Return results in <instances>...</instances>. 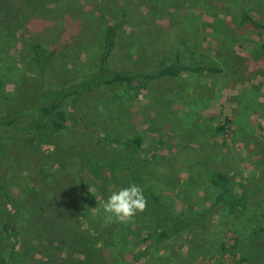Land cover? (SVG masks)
Here are the masks:
<instances>
[{
	"label": "rangeland",
	"instance_id": "obj_1",
	"mask_svg": "<svg viewBox=\"0 0 264 264\" xmlns=\"http://www.w3.org/2000/svg\"><path fill=\"white\" fill-rule=\"evenodd\" d=\"M240 11L264 24V0L33 1L32 12L50 22L38 35L46 45L58 47L54 74L46 71L39 81L48 90L58 91L89 77L95 71L103 28L124 19L119 31L127 35V46L136 49L140 39L152 38L160 42L157 50L166 63L177 52L183 63L219 68L220 73L158 80L148 98L125 101L115 87L93 88L62 102L66 129L55 135L61 146L77 148L85 147L87 136L101 137V128L118 141L138 137L140 160L163 165L157 166L159 177L153 178L160 180L154 186L160 202L181 218L205 211L204 232L193 226L157 243L151 239L144 247L142 240L151 224L139 218L105 225L103 212L93 213L100 203L89 187L91 175L76 164L55 180L28 185V195L17 199L25 209L21 224L32 229L22 237L25 264H125L138 250L135 264H236L238 256L246 259L245 264H264V50L260 48L264 34L241 24ZM195 15L194 25L185 19ZM124 50L118 47L120 56ZM131 60L136 70L147 67L142 56ZM115 61L113 68L125 64ZM33 79L28 71L22 85ZM16 92L7 89L9 103ZM154 95L172 98L164 108L160 97L157 115L151 107ZM223 120L229 123L226 131L215 134ZM106 143L101 144L109 148ZM24 160L14 159L7 169L6 181L15 187L17 197L23 188L15 174L25 167ZM210 171L226 177L229 191L243 188L245 201L238 218L215 203L219 189L209 183ZM29 197H33L31 213L25 205ZM47 198L51 216L64 218L69 226L61 235L57 221L40 208ZM100 228L104 229L99 239L92 238Z\"/></svg>",
	"mask_w": 264,
	"mask_h": 264
},
{
	"label": "trees",
	"instance_id": "obj_2",
	"mask_svg": "<svg viewBox=\"0 0 264 264\" xmlns=\"http://www.w3.org/2000/svg\"><path fill=\"white\" fill-rule=\"evenodd\" d=\"M33 1L0 0V264H25L22 237L32 229L21 224L25 209L22 202L17 199L22 201L24 196L28 195L26 187L31 184H42L47 179L55 180L59 173L69 171L70 167L75 168L76 164L91 175L89 187L96 193L99 203L106 200L112 192L130 184L142 187L147 200L146 210L137 213L133 220L140 218L151 224L142 240L144 247L151 244V239L157 243L193 226L203 229L204 232L207 228L205 211L181 218L179 213L160 202L154 188L158 186L160 180L153 178L159 177L157 173L160 170L157 166L163 165L140 160L136 153L141 145L138 137L118 141L115 134L101 128V137L94 134L89 139L87 136L85 147L77 148L61 146L55 135L66 129V113L60 109L62 102L93 88L115 87L123 101L141 96L148 98L150 88L158 80H176L197 75L215 76L220 73V69L183 63L177 52L173 53L166 63L157 50L160 42L152 38L140 39L142 44L135 47L136 49L127 46V35L119 31L120 26L126 21L124 19L118 23H108L103 28L99 36L95 71L89 77L77 83H69L65 87L61 86L58 91L48 90L39 81L46 71L54 74L52 63L58 47L57 44L46 45V39L38 35L39 30L48 26L50 22L40 20L41 18L32 12ZM239 17L240 23L246 28L264 34V24L257 23L242 11L239 12ZM185 19L193 20L194 25L197 15ZM118 47L125 49L123 56L119 55ZM260 48L264 50V41ZM131 56L135 58L142 56L144 60L147 59V67L136 70ZM151 56L155 57L154 62L150 60ZM121 59L125 64L121 63V66L115 64L113 68L112 62ZM28 71L33 73L35 79L27 85H22L24 75ZM7 89L17 91L12 99L13 103H9L7 99ZM155 95L151 96V107L152 112L157 115L156 106H159L160 97L163 95L158 98ZM178 97L179 94L175 93V98ZM161 99L166 105L164 108H168L172 98L170 100L164 96ZM228 124L227 120H223L215 127V134L224 133ZM104 141L109 148L102 146L101 143ZM18 157L25 158V167L20 173L15 174L23 188L19 197L14 194L15 187L6 181L7 169H11L10 164ZM207 177L209 183L219 189L215 203H220L228 215L238 218L244 207L243 188L239 186L229 191L226 177L214 171H210ZM78 178H81L80 173ZM15 182L17 181H11ZM52 183L49 181L48 185L51 186ZM32 198L29 197L28 203L25 204L30 213L33 209ZM50 198H47L40 208H43L44 216L57 221L58 235H61L69 226L64 222V218L51 216ZM75 213L80 214V210ZM77 218L79 219V216ZM89 219L92 220L90 216ZM87 224L90 222L87 221ZM101 229L104 228L94 230L92 238L96 237L98 240L99 235L103 233ZM138 251L129 254L130 261L125 264H135ZM235 261L236 264H245L246 259L238 256Z\"/></svg>",
	"mask_w": 264,
	"mask_h": 264
},
{
	"label": "clouds",
	"instance_id": "obj_3",
	"mask_svg": "<svg viewBox=\"0 0 264 264\" xmlns=\"http://www.w3.org/2000/svg\"><path fill=\"white\" fill-rule=\"evenodd\" d=\"M146 206L147 200L142 187L133 183L112 192L106 200L100 201L99 206L93 208V213L99 214L102 211L105 225L128 224L137 213L144 212Z\"/></svg>",
	"mask_w": 264,
	"mask_h": 264
}]
</instances>
